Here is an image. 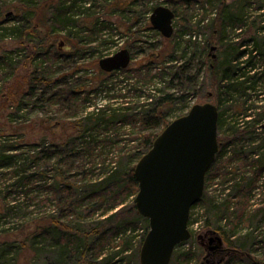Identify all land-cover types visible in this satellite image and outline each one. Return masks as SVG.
I'll return each instance as SVG.
<instances>
[{
  "label": "trees",
  "instance_id": "obj_1",
  "mask_svg": "<svg viewBox=\"0 0 264 264\" xmlns=\"http://www.w3.org/2000/svg\"><path fill=\"white\" fill-rule=\"evenodd\" d=\"M42 1L20 0L19 18L7 26H3L5 22L0 19V34L4 38L13 35L37 39L43 38L41 35L44 33L47 41L52 40L46 47L48 50H45V61L49 65L44 67L43 62H38L42 66L39 67L42 69L41 76L30 81L27 92L23 83L19 84V92L24 93L15 107L19 109L25 102L33 101L39 87H43L41 94L49 95L54 104L57 102L65 107L64 116L77 115L80 109L85 113L72 122L74 133L67 138L58 142L46 139L40 143L27 142L28 147L22 151L24 144H11L10 137L3 130L0 173L4 175L2 179L9 183H5L0 190L4 189L8 195L13 192L28 195L38 181H45V185L52 183L54 187H48L55 192L59 212L58 215L51 212L45 219L39 217L35 226L24 233L20 241L8 237L0 241V264H131L133 259L140 264L137 254L148 232L149 220L138 212L134 203L130 208L122 206L137 191L138 181L134 174L137 162L127 168V164L122 163L124 154L119 150L114 156L116 164L111 163V159L107 163L104 156L97 171L92 159L104 154L112 145L119 144L121 136L126 133V125H129L130 140L138 141L134 145L138 161L172 121L167 118L172 109L180 107L182 110L175 118L185 114L189 95L195 93L207 98L216 95L218 129L222 127L227 110L232 109L230 117L234 119L235 136L238 135V139L234 140V137L226 140L219 136V151L206 173L202 200L206 201L207 213L215 217L219 224L223 219L226 222L225 226L212 225L224 236L228 245L240 253L253 252L255 245L264 243V237L258 240L256 233V221L264 219V204L251 209L250 199L257 183L264 178V136L261 132L253 134L259 130L264 132V0L202 1L191 56L180 60L175 49L166 54L160 47L151 44L150 51L143 50L146 52L143 57L124 69L106 72L99 69L98 61L94 60L90 66L96 68L101 78H91L94 86L88 88L74 80L81 67L79 59L89 50L96 52L106 46L110 38L103 37L102 33L113 23L110 17L103 21L95 17L96 11L92 7L104 5L115 10L117 6L124 15L133 10L139 0H124L123 3H118V0ZM81 13L87 14L90 23L86 17L82 18L83 21L79 19ZM62 32H65L64 38L70 44L68 52H61L54 42V38L57 40ZM208 32L211 40L207 42L205 39L201 44L203 34ZM215 39V47L220 52L212 58L207 51L212 49L211 43ZM187 49L188 46L184 48V56ZM134 57L135 53H132V60ZM197 57H201L202 61ZM59 61L62 63L60 67L57 65ZM203 61L212 75L211 86L215 89V93L208 92V95L204 94L200 81ZM13 64L10 55L0 54V67L12 69ZM56 65L57 70L53 69ZM67 65L70 66L68 71L57 74ZM108 74L112 77L102 79ZM14 89V86L10 88L9 99L15 98ZM96 97H100L102 102L87 110L93 107L91 101ZM246 117L251 120H245ZM159 125L161 129L155 132ZM239 140L242 142L238 143ZM232 142L235 143L234 153L228 161H223L226 147ZM234 156L252 159L249 163L243 162L237 168H231L229 164ZM43 163L46 165L44 169ZM247 164L251 166L248 169L245 168ZM95 173L97 178H93ZM217 175L221 176L220 184L229 189L222 201L207 197L209 184ZM28 207V203L22 205L6 200L5 211L0 212V217L20 211H23L22 216H26L30 211ZM99 209V215L91 221ZM210 217L206 219L207 225L211 223ZM192 222L191 209L189 224ZM241 224L245 225L247 232L239 230ZM139 225L144 233L133 250ZM183 243L176 247L171 264H187L191 260L192 248L179 249ZM245 253L233 255L226 264L264 263L263 259H253Z\"/></svg>",
  "mask_w": 264,
  "mask_h": 264
},
{
  "label": "rangeland",
  "instance_id": "obj_2",
  "mask_svg": "<svg viewBox=\"0 0 264 264\" xmlns=\"http://www.w3.org/2000/svg\"><path fill=\"white\" fill-rule=\"evenodd\" d=\"M125 1L118 0V3H123ZM202 1L204 0H139L136 5L132 7L133 10L125 12L124 15L121 14V8L117 6H115L116 11L109 8L108 6L104 7V5L100 8L92 7V10L96 11L95 17H100L101 21L105 20L107 17L111 18L113 23L105 28V31L102 33V36L109 37L110 41L106 43V46L102 47L101 50L96 52H91L89 50L79 59L78 65L81 67L78 75H75L74 80L78 81L79 85H85L87 88L94 86L93 80L91 78L99 79L101 78V75L99 72H96V68L90 66L92 62L97 60V65L99 66V60L101 58L113 55L123 48H127L131 53H135V57L133 60H131L130 65H133L137 60H140L143 57L144 53H146L143 50L150 51L149 46H151V44H155L156 46L160 47L166 52V54H171L173 49H175L174 52L181 57L180 60L188 58L191 56L192 51L194 50V44L192 42L196 41V39H194V36H197L196 32L198 30L196 22L202 11L200 6ZM128 2L129 1H127V3ZM21 5L22 4L20 0H0V19L1 22H5L3 23V26H7L6 24H11L15 18H19L21 16L17 12ZM158 5H166L176 12V17L174 19L175 31L174 35L170 38L163 36V34L158 29L153 27L150 21V16L154 8ZM151 6H153V8H151ZM80 16L81 17L79 19L82 21L84 20L82 18H88L87 14L85 13H81ZM210 17L207 19L209 20ZM87 21L90 23L89 18ZM84 24L87 25L86 22ZM1 26L2 25H0V33L2 34ZM238 32L236 34L237 36L239 35ZM1 34L0 54L10 55L14 64L12 69L11 67H9V69H5L7 68L6 66L0 67V145L1 142H3V130L6 131V135L10 137L9 142L11 144H24V147L21 149V151L28 147L27 142L40 143V141L43 139H46L49 142H58L59 140L67 138L70 133H74L72 132V122L84 115L85 112L81 111L82 109L78 111L77 115L71 117L64 116L66 113L65 107H62L61 104L59 105L57 102L54 104V100H50L49 95L41 94L43 87H39L37 94L32 99L33 101L29 103L25 102V104H22L19 109L15 107L23 95V91L19 92L18 90V88H20L19 84L23 83V89L27 92L30 81L34 77L41 76L40 72L42 69L39 67L42 66L38 65V62H43L42 65L44 67L49 65V63L45 61V50H48L46 47L51 43L52 40L47 41L44 33L41 35L43 38L37 39L20 38L13 35H7V37L4 38ZM100 34L101 33H99V36ZM209 35V32L203 34L202 39L198 36L202 40L201 44L205 42V39H207V42L211 40ZM64 36L65 32L60 33L57 40L54 38V42L56 47L60 48L61 52H68L70 44L67 39L65 40ZM98 40L100 41L101 39ZM62 42L63 45H61ZM216 42V39L212 41L211 48L212 46H217ZM186 46H188V49L186 55L184 56V48ZM219 52L220 51L218 50V47H215V49L207 51V54L210 57L215 58ZM213 55H215V57H213ZM200 58L201 57H197V59ZM61 64V61H59L57 63L58 67H60ZM57 65L53 67V69L56 68L57 70ZM98 68L100 69V66ZM68 69H70V66L67 65L66 68L59 69L60 72L57 74H60L63 71H68ZM46 72H49V70H46ZM116 76L118 75L116 74ZM201 76H203L200 81L203 83L204 94L208 95V92L215 93V89L211 86L213 82L212 75L207 71V64L204 61L202 63ZM109 77L112 76L110 74L104 75L102 79ZM95 84H97V81H95ZM13 86L15 87V98L12 97L14 99H9L10 88ZM171 90L173 91V89ZM189 96L190 98L188 104L184 108L185 111H188L190 109L189 107L195 103H203L209 100L218 104L216 95L207 98L199 97L198 93H195ZM91 102L93 103L91 105L93 107L87 108V110L93 109L95 106L94 104H99L102 101L100 97H96L93 98ZM181 111L182 110L180 107L173 108L167 118L169 120H173L175 116ZM232 113V109H228L226 116L224 115L223 117L222 127L220 126L219 129V136L222 139L224 138L227 140L232 139L233 137V140L238 139V135L235 136L234 119L230 117ZM246 119L251 120L247 117L245 120ZM125 129L126 133L121 136L122 140L119 141V144L112 145L110 148L105 150L104 154L92 159V164L96 163L97 165V171H99V166L101 165L102 158L104 156L107 158V163L111 159V163L116 164V158L114 156L118 154L119 150L124 154L122 163L123 165L127 164V168L138 162L135 155L136 147H134L138 141L130 140V136L132 135H129L128 133L130 130L129 125H126ZM160 129L161 125L157 126L154 131L156 132ZM260 132L261 135L264 136V132L261 130H259L258 133L255 132L253 134L258 135ZM246 140L248 141V138H245V141ZM240 142H242V140H239L238 143ZM234 145V142L227 145L224 156H222L223 161H228V159L234 153ZM122 147L123 149H121ZM246 158L247 157L236 158L234 156L233 159H231V164L229 165L231 168H237L238 165L242 164L243 162L249 163L252 159ZM89 159L90 157L88 160ZM77 161L76 163H78ZM45 166L46 165L43 163L42 168L44 169ZM249 167L251 166L247 164L245 168L248 169ZM238 171L240 174H242L241 170ZM97 176V173L93 174V178H97ZM3 177L4 175L0 173V188H4V185L9 183L8 180L2 179ZM220 182L221 176L217 175L214 178L213 183L209 184L207 194L208 198L212 196L214 199L216 198L217 200H221L223 199V195H227L229 193V189H227L228 187H225V184H220ZM48 186L54 187V184L48 183L45 185V181H38L28 195H26L24 192H20V194L13 192L8 195V192L4 191V189L3 191L0 190V212L4 213L5 210H3V208L5 207L6 200H10L12 203L22 205L24 203H28V209L30 210L25 214L26 216H22L23 211H20L18 214L13 213L7 217H0V241L6 240L7 237L11 238V240L20 241L23 238L24 233L28 232L30 228L35 226L39 217L44 218L51 212L58 215V199H56L57 197L54 195L55 192L52 187ZM137 187L138 188L135 194L131 195L122 206L130 208L131 204H135V197L139 191V185ZM225 188L227 190L224 191ZM22 190L23 189H20V191ZM250 199L252 204L251 209H256L264 204V178H261L257 183V188H255L251 193ZM99 208H101V206ZM100 210L101 209L96 212L91 221H93L94 218L99 215ZM207 210L206 201L202 199L192 208L193 222L189 224V228L192 232V236L190 238L191 240H187L182 246L179 247L181 250H188L192 248L193 256L187 264H226L233 255H244L245 252L240 253V251L236 250V248L229 246L224 236H222V234L213 227V225L225 226V220L223 219L222 223L219 224L215 220V217H210V215L207 213ZM208 217H210L211 220L210 225H207L206 222ZM256 224V233L259 235L258 240H263L264 235H262V228H264V219H259V222L256 221ZM239 227V230L247 232L245 225L243 226L241 224ZM143 230L144 229L141 227V225H139L135 232V239L133 240V250L138 246V241L140 238H142L144 233ZM210 238H214V241L211 242ZM252 251L253 252L245 254H248L253 259H263L262 262H264V243L255 245L254 250ZM137 255L139 258V253ZM232 263L233 262H231V264ZM131 264H136V260L133 259Z\"/></svg>",
  "mask_w": 264,
  "mask_h": 264
},
{
  "label": "water",
  "instance_id": "obj_3",
  "mask_svg": "<svg viewBox=\"0 0 264 264\" xmlns=\"http://www.w3.org/2000/svg\"><path fill=\"white\" fill-rule=\"evenodd\" d=\"M175 17L173 9L158 5L150 21L170 38ZM131 60L130 50L123 48L101 58L99 66L112 72L127 68ZM218 120L219 109L214 102L195 103L173 119L138 160L134 169L139 185L135 205L149 220L140 264H171L176 247L191 238V209L204 195L206 173L219 151Z\"/></svg>",
  "mask_w": 264,
  "mask_h": 264
},
{
  "label": "flooded vegetation",
  "instance_id": "obj_4",
  "mask_svg": "<svg viewBox=\"0 0 264 264\" xmlns=\"http://www.w3.org/2000/svg\"><path fill=\"white\" fill-rule=\"evenodd\" d=\"M210 95H212V93H210Z\"/></svg>",
  "mask_w": 264,
  "mask_h": 264
}]
</instances>
